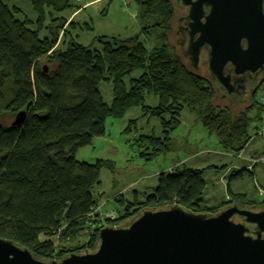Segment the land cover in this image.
Segmentation results:
<instances>
[{
    "label": "trees",
    "instance_id": "obj_1",
    "mask_svg": "<svg viewBox=\"0 0 264 264\" xmlns=\"http://www.w3.org/2000/svg\"><path fill=\"white\" fill-rule=\"evenodd\" d=\"M27 1L36 12L34 22L17 17L19 10L0 0V238L26 247L37 258L59 259L93 250L99 228L120 224L143 207L179 204L194 212H214L228 203L254 204L247 194L228 187L227 201L206 205L205 169L182 166L159 173L157 184L142 199L115 195L114 217H103L93 189L99 185L100 169L110 164L79 161L75 154L104 134L108 117L120 118L140 107L144 115L158 118L162 135L148 138L162 146L149 153L157 155L169 149L170 134L186 107L198 114L226 152L239 153L250 141L251 125L256 134L263 122V106L251 104L234 112L216 104L210 83L193 73L169 44L174 17L170 0H132L138 33L127 38L95 35L89 45L67 35L69 27L80 26L74 17L53 15L78 11L81 6L74 0ZM141 35L153 45L148 47ZM134 71L140 74L130 77ZM101 82L111 84L109 104L98 89ZM149 94L157 98L156 105L145 104ZM21 110L26 112L24 122L12 125ZM246 170H232L229 178ZM83 231L82 245L53 240L72 241Z\"/></svg>",
    "mask_w": 264,
    "mask_h": 264
},
{
    "label": "rangeland",
    "instance_id": "obj_2",
    "mask_svg": "<svg viewBox=\"0 0 264 264\" xmlns=\"http://www.w3.org/2000/svg\"><path fill=\"white\" fill-rule=\"evenodd\" d=\"M89 1L91 0H74L75 4L81 6V11L74 16V21L79 22L80 26L69 27L67 35L75 37L79 43L89 45L95 35L127 38L138 33L137 6L132 0L125 9L122 8L121 0H97L85 8L83 4ZM2 2L8 7L17 8L19 10L17 17L35 21L36 12L27 0H2ZM174 11L177 16L178 12ZM72 12V9H66L53 15L67 17ZM84 24L89 28L84 27ZM40 36H44L43 32ZM140 40L148 47L153 45L152 39L144 35H141ZM169 44L178 53L179 46L174 40V33L169 37ZM139 74V71H134L130 77H137ZM98 89L103 101L109 104L112 100L110 82H101ZM215 95L218 106H228L234 112L251 105L249 102L233 104ZM255 98L258 99V96ZM145 104L156 105L157 98L152 94L146 95ZM254 125L253 123L250 129V141L241 152H226L216 136L207 133L204 129L198 114L185 107L179 114V125L170 134L172 141L169 149L152 155L149 153H152L154 148L162 147L160 144H151L148 141L151 136L161 137L160 121L156 117L144 115L140 107H133L120 118L108 117L105 121L104 134L94 137L89 145L79 148L75 158L90 163L102 159L110 164L100 169L99 185L93 189L95 197L100 201L101 207L98 211L102 216L107 212L112 213L115 195L120 194L132 201L137 194V197L142 199L143 192H150L157 184L159 173L176 171L182 166L205 169L203 177L206 181V205L211 207L227 201L228 198L224 197L229 187L234 193L247 194L249 199L255 202L246 208L257 211L264 206V201L261 202L264 199L262 187L264 186V136L254 134ZM253 160L257 162L252 164ZM232 163H247V169L250 170L244 171L237 178L230 179L229 167ZM228 170L230 173L225 175ZM85 239L86 231L81 232L74 240L68 238L63 243H59L57 237L53 238L57 244L63 246L82 245Z\"/></svg>",
    "mask_w": 264,
    "mask_h": 264
},
{
    "label": "water",
    "instance_id": "obj_3",
    "mask_svg": "<svg viewBox=\"0 0 264 264\" xmlns=\"http://www.w3.org/2000/svg\"><path fill=\"white\" fill-rule=\"evenodd\" d=\"M220 1L231 0H183L189 5V18L194 20L188 23L190 36L194 22L201 14L202 3L215 6ZM247 12L250 20L254 21L251 5H247ZM208 36V30L201 31L197 44ZM246 38L248 43H252V37ZM251 48L249 44V49L243 52L236 45L237 51L228 50L226 44L210 53V69L221 84H228L227 78L221 76L224 63L230 61L235 72L239 73L252 71L264 62V57L260 59L254 55ZM188 49L191 54H196V43L189 41ZM25 117L26 112L21 110L15 114L11 124L20 126ZM234 216L244 217V223L234 221ZM245 223L256 225V237L247 234ZM262 233L264 207L253 211L236 202L214 212H194L179 204L165 208L143 207L120 224L99 228L97 245L93 250L70 252L59 259L37 258L26 247L0 238V264H264Z\"/></svg>",
    "mask_w": 264,
    "mask_h": 264
},
{
    "label": "flooded vegetation",
    "instance_id": "obj_4",
    "mask_svg": "<svg viewBox=\"0 0 264 264\" xmlns=\"http://www.w3.org/2000/svg\"><path fill=\"white\" fill-rule=\"evenodd\" d=\"M194 1L196 0H189V2ZM171 3L178 14L176 16L174 11L170 35L174 33V40L179 46L178 53L175 50L174 52L184 64L193 73L206 79L220 99L233 104L245 102L262 104L264 101V62L258 64L252 71L245 70L239 73L235 72V67L230 61L224 63L221 76L227 78L228 84L223 85L216 73L210 69V53L226 44L228 50L235 49L237 45L239 51L245 52L250 44L254 55L259 56L260 59L264 57V0L220 1L215 6L213 3H202L201 14L194 22L191 36L188 23H193L194 20L188 16L189 5L183 0H174ZM247 5H251L255 14L254 21H251L248 16ZM204 29L208 30L209 36L197 44L201 31ZM246 37H252V43H248ZM189 41L196 43V54L194 55L188 49ZM230 45L233 47L229 48ZM256 96L258 99L255 98ZM233 220L244 223L242 216H234ZM245 225L247 234L256 237V225L246 223ZM261 236L264 237V233Z\"/></svg>",
    "mask_w": 264,
    "mask_h": 264
},
{
    "label": "built area",
    "instance_id": "obj_5",
    "mask_svg": "<svg viewBox=\"0 0 264 264\" xmlns=\"http://www.w3.org/2000/svg\"><path fill=\"white\" fill-rule=\"evenodd\" d=\"M78 1H82V0H78ZM121 3H122V8L123 9H125L128 5H129V3H130V0H121ZM262 106H263V122L260 124V126L257 128V130H256V135H261V136H264V101H262V104H261ZM264 160V159H263ZM257 162V160H253V163L252 164H254V163H256ZM264 162V161H263ZM100 209V206L99 207H97V210H99ZM113 215H114V212L112 211V213H105L104 215H103V217H109V218H111V217H113Z\"/></svg>",
    "mask_w": 264,
    "mask_h": 264
},
{
    "label": "crops",
    "instance_id": "obj_6",
    "mask_svg": "<svg viewBox=\"0 0 264 264\" xmlns=\"http://www.w3.org/2000/svg\"><path fill=\"white\" fill-rule=\"evenodd\" d=\"M95 1H97V0H91V1H89V2H86V3H84L83 4V6L85 7V6H87V5H89V4H91V3H93V2H95ZM86 8V7H85ZM85 8H83V10L85 9ZM81 10L79 9L78 11H76V12H74V13H71L70 15H69V19L70 18H72V17H74V16H76L79 12H80ZM247 163H245V164H239V163H237V164H231V166L229 167V170L230 171H232V170H236V169H242V168H247ZM228 170V172L226 173L225 172V175H227L228 173H230V171ZM252 171V170H251ZM225 175H223V177L225 176ZM205 192H206V188H205ZM236 193H240V192H236ZM204 198H205V195H204ZM225 199H227L228 198V195L226 194V196L224 197ZM100 212L102 213V211L100 210Z\"/></svg>",
    "mask_w": 264,
    "mask_h": 264
}]
</instances>
